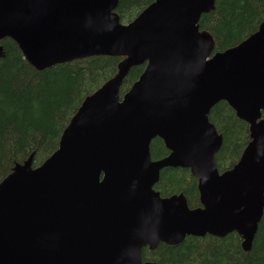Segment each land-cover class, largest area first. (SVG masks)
<instances>
[{"label":"water","instance_id":"obj_1","mask_svg":"<svg viewBox=\"0 0 264 264\" xmlns=\"http://www.w3.org/2000/svg\"><path fill=\"white\" fill-rule=\"evenodd\" d=\"M117 2L0 0V40L12 39L38 69L123 57L83 99L57 149L36 167L30 155L0 181V264H157L142 259L145 247L232 232L251 248L264 209V19L212 54L198 21L214 0H154L126 24ZM143 63L121 97L129 69ZM219 101L249 125L239 159L222 172V136L208 120ZM155 137L169 151L157 160ZM167 167L189 169L200 206L153 188Z\"/></svg>","mask_w":264,"mask_h":264},{"label":"trees","instance_id":"obj_2","mask_svg":"<svg viewBox=\"0 0 264 264\" xmlns=\"http://www.w3.org/2000/svg\"><path fill=\"white\" fill-rule=\"evenodd\" d=\"M152 1L118 0L114 12L126 24ZM263 19L264 0H214V8L200 16L198 25L212 35L213 54L238 44ZM0 45L1 181L30 155L32 167H36L57 149L63 129L83 99L117 73L123 57L94 55L38 69L12 39L2 38ZM144 67L145 63L131 66L120 87L121 97ZM208 120L222 136L215 154L217 169L222 172L239 159L249 141V125L225 101L211 107ZM149 152L153 160L169 153L158 137L151 140ZM153 188L162 197L184 194L190 208L200 206L197 180L187 168H163ZM241 243L236 232L223 237L189 235L176 245L145 247L142 258L157 264H264V209L250 250L245 251Z\"/></svg>","mask_w":264,"mask_h":264},{"label":"bare ground","instance_id":"obj_3","mask_svg":"<svg viewBox=\"0 0 264 264\" xmlns=\"http://www.w3.org/2000/svg\"><path fill=\"white\" fill-rule=\"evenodd\" d=\"M150 156H151V153H150ZM32 157H33V156H32ZM215 159H216V157H215ZM176 168H177V167H176ZM155 190H156V189H155ZM159 193H160V192H159ZM183 195H184V194H183ZM185 198H186V197H185ZM186 199H187V198H186ZM187 204H188V203H187ZM159 244H160V243H159ZM159 244H158V245H159ZM142 259H143V258H142Z\"/></svg>","mask_w":264,"mask_h":264}]
</instances>
